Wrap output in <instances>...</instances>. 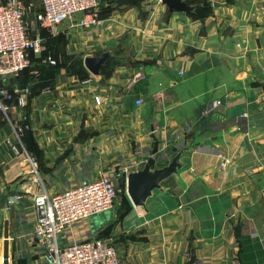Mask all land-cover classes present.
Masks as SVG:
<instances>
[{"label":"crops","instance_id":"crops-1","mask_svg":"<svg viewBox=\"0 0 264 264\" xmlns=\"http://www.w3.org/2000/svg\"><path fill=\"white\" fill-rule=\"evenodd\" d=\"M19 1L32 36L41 0ZM97 1L98 25L79 27L77 14L42 29V53L0 80L28 90L0 114V192L11 201L0 199V264H43L31 237L36 195L105 173L126 188L148 159L162 168L179 152L181 169L144 207L115 204L65 242L105 240L120 264H264V0H183L193 14L160 0ZM103 54L90 74L84 60ZM147 76L151 112L134 105ZM204 78L217 87L211 99V87H185Z\"/></svg>","mask_w":264,"mask_h":264},{"label":"built area","instance_id":"built-area-1","mask_svg":"<svg viewBox=\"0 0 264 264\" xmlns=\"http://www.w3.org/2000/svg\"><path fill=\"white\" fill-rule=\"evenodd\" d=\"M42 11L35 16L34 34L30 36L25 20L28 8L19 0H0V80L2 83L19 77L30 64V55H40L44 40L42 29L54 32L64 21L77 14L83 18L79 27L98 25L97 0H41ZM49 64L54 61L48 59ZM183 75L182 72L178 73ZM26 88L9 89L0 86V114L6 116L9 102ZM99 106L100 95L93 97ZM141 99L134 105L141 107ZM220 102L216 101L215 105ZM35 170V165L31 161ZM118 186L109 173L98 179L83 182L53 195L38 194L34 197V228L31 237L39 245L43 264H120L116 248L102 239H89L66 243L65 232L73 225L92 215L111 210L117 199ZM11 201L8 200V206Z\"/></svg>","mask_w":264,"mask_h":264},{"label":"water","instance_id":"water-1","mask_svg":"<svg viewBox=\"0 0 264 264\" xmlns=\"http://www.w3.org/2000/svg\"><path fill=\"white\" fill-rule=\"evenodd\" d=\"M160 1L171 12L191 14L196 9V6L188 5L183 0ZM108 56L107 54H103L100 57L86 58L84 60L85 69L90 74L97 76ZM180 156L181 152L177 153L168 165L162 168H152L151 159H148L142 169L137 168L135 171L126 175V193L134 207H144L145 202L152 196L153 191L160 188L161 181L176 174V172L181 169V165L178 162ZM0 199L3 203L8 205V198L1 192ZM4 262H6V255H4Z\"/></svg>","mask_w":264,"mask_h":264},{"label":"rangeland","instance_id":"rangeland-1","mask_svg":"<svg viewBox=\"0 0 264 264\" xmlns=\"http://www.w3.org/2000/svg\"><path fill=\"white\" fill-rule=\"evenodd\" d=\"M54 42L52 41V45ZM226 72L223 71V74ZM197 82V81H195ZM195 82L190 81L189 83H185V87H189L191 90V94H195L194 92L198 91V86L195 84ZM182 83V82H181ZM179 83V84H181ZM156 88H153V78L151 76H147V80L145 82V85L143 86V92L144 97H141L143 100V105L147 106L150 109V112L153 110V104H154V97L153 92H155ZM181 92V90H178ZM219 96V95H218ZM131 205V202L127 196L126 188L122 187L121 185H118V193H117V199H116V206H123V205ZM111 213V212H108ZM262 225H264V221H262ZM264 232V231H263Z\"/></svg>","mask_w":264,"mask_h":264},{"label":"trees","instance_id":"trees-1","mask_svg":"<svg viewBox=\"0 0 264 264\" xmlns=\"http://www.w3.org/2000/svg\"><path fill=\"white\" fill-rule=\"evenodd\" d=\"M201 7H203V5H201ZM197 9H198V8H197ZM197 9H196V10H197ZM196 10H195V11H196ZM193 13H194V12H193ZM193 13H191V14H193ZM32 56H34V55L31 54L30 57H32ZM27 68H28V67H27ZM27 68H26V69H27ZM26 69H25V70H26ZM25 70H24V71H25ZM21 73H23V71H22ZM226 79H227V80H226ZM224 80L227 81V82H229V81L231 80V78H230L229 75L227 74L226 76H223V79H222L221 81L223 82ZM195 81H197V82H195ZM200 81H201V80L198 79V80H193L192 82H195V84L198 86L197 89H199V85H202V88H203V89H207L208 87H211V89H214V90L211 92V94H209V95H205V96H208L210 99L213 98L212 95H215V94L217 93V90H216L217 87L214 86V85H212V84H211L212 86L209 85V83H208V81L206 80V78H204L203 81H201V82H200ZM225 81H224V82H225ZM198 83H199V84H198ZM216 84H217V85L220 84L219 81H217ZM221 89H223V87H222ZM194 93L196 94V93H198V91H196V92H194ZM199 93H200V92H199ZM218 93H219V92H218ZM129 206H130V204H129Z\"/></svg>","mask_w":264,"mask_h":264}]
</instances>
